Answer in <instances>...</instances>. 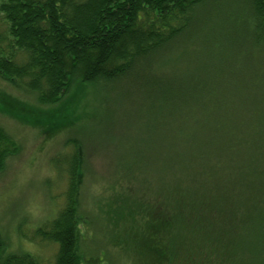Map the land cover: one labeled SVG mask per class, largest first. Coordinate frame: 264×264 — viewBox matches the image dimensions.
<instances>
[{
  "label": "trees",
  "instance_id": "obj_1",
  "mask_svg": "<svg viewBox=\"0 0 264 264\" xmlns=\"http://www.w3.org/2000/svg\"><path fill=\"white\" fill-rule=\"evenodd\" d=\"M207 3L218 6L214 29ZM238 5L248 21L241 30L245 45L262 48L264 0H0L3 80L42 107L64 103L78 86L113 92L123 105L140 100L155 126L149 141L154 151L133 149L130 155L112 142L129 123L116 130L118 121L110 120V130L101 129L112 114L102 104H93V119L72 130L67 153L52 159L65 176L63 204L35 232L56 245L53 264L100 262L81 227L84 216L85 225L90 219V209L81 208L91 174L85 138L110 157L105 188H116L110 202L137 217L135 252L146 264H264L263 76L252 84L235 74L233 42L230 70L207 67L167 81L151 73L157 61L161 68L172 66L181 44L192 47L201 35V44L219 54L226 43L220 11L235 17ZM239 57L246 61L252 54ZM15 104L2 93L0 109L9 113ZM56 122L52 128L62 126ZM17 153V142L0 128V171ZM0 264L39 262L28 253L7 252L0 239Z\"/></svg>",
  "mask_w": 264,
  "mask_h": 264
},
{
  "label": "rangeland",
  "instance_id": "obj_2",
  "mask_svg": "<svg viewBox=\"0 0 264 264\" xmlns=\"http://www.w3.org/2000/svg\"><path fill=\"white\" fill-rule=\"evenodd\" d=\"M217 7V3H207L205 6L206 18H210L208 27L212 26V29L220 20ZM241 8L238 5L235 17L230 16L225 9L220 11L222 38L226 43L218 49L219 54H216V48H212L208 42L201 44V35L192 47L187 42L181 44V49L173 53L172 66L170 64L161 68L163 64L159 66V62H155L158 68L153 65L155 70L151 71L152 75L167 81L197 75L207 67L230 70L234 60L228 58V43L233 42L236 45L235 74L252 84L257 83L262 75L264 83V46L254 49L252 44L250 47L245 45L241 30L247 28L248 21L245 19L246 11ZM197 19L200 32L203 33L202 18L197 16ZM233 35L236 37L232 38ZM0 38L1 45L5 47V24L1 14ZM211 41H214V36ZM249 52L252 54L250 60L244 61L239 57ZM2 93L16 101L13 107H9V113L0 109V128L17 142L18 153L8 157L0 171V239L9 253H28L39 264H53L56 245L43 242L35 235L39 226L54 218L64 201L65 176L58 174L52 165V159L67 153L69 149L64 146V142L73 135L72 130L93 119L95 103L102 104L103 108L107 107V114L112 112L107 115V122L101 129L110 130V120L118 121L116 130L121 129L125 122L129 123V127L120 131L112 141L116 148L126 151V155L140 148L152 153L153 143L149 141L154 136L152 132L155 126L147 112L150 108L140 100L136 106L126 102L123 105L113 92L95 91L88 86H78L58 106H37L32 95L24 94L0 77V100ZM124 114H128L131 119L124 118ZM140 116L141 119L138 120ZM56 121H61L59 125L62 126L52 128V123L56 125ZM68 125L75 126L68 129ZM163 130L166 134L170 133L167 127ZM85 140L89 151L87 171L91 173L88 180L86 177L87 181H84L82 188L81 208L90 209L88 224H84L85 216L84 223L81 224L85 239L88 243L91 239V249L97 251L100 260L98 264H146L139 253L135 252L137 217L131 215V212L126 216L117 202H110L109 196L115 193L116 188H105L106 180L109 179L107 171L111 168V163H108L110 157L103 153L106 152L104 149L90 143L89 138ZM113 232L114 236L110 238L109 234Z\"/></svg>",
  "mask_w": 264,
  "mask_h": 264
}]
</instances>
